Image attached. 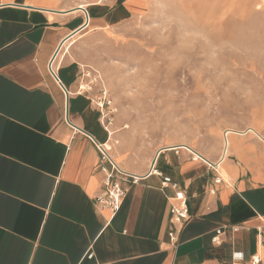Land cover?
Segmentation results:
<instances>
[{
  "label": "crops",
  "instance_id": "1",
  "mask_svg": "<svg viewBox=\"0 0 264 264\" xmlns=\"http://www.w3.org/2000/svg\"><path fill=\"white\" fill-rule=\"evenodd\" d=\"M138 3L0 0V264H232L237 251L245 264L264 257L257 237L264 180L239 172L215 183V161L195 164L165 148L152 158L188 196L191 218L177 247L168 234L174 190L148 174L151 164L136 172L119 165L125 194L116 212L98 201L112 167L99 146L111 143V130L80 91L68 54L88 27L122 22ZM110 154L117 162L113 148Z\"/></svg>",
  "mask_w": 264,
  "mask_h": 264
},
{
  "label": "clouds",
  "instance_id": "2",
  "mask_svg": "<svg viewBox=\"0 0 264 264\" xmlns=\"http://www.w3.org/2000/svg\"><path fill=\"white\" fill-rule=\"evenodd\" d=\"M71 43L106 107L113 152L140 171L161 148L200 164L244 146L264 158V0H139Z\"/></svg>",
  "mask_w": 264,
  "mask_h": 264
},
{
  "label": "built area",
  "instance_id": "3",
  "mask_svg": "<svg viewBox=\"0 0 264 264\" xmlns=\"http://www.w3.org/2000/svg\"><path fill=\"white\" fill-rule=\"evenodd\" d=\"M53 62V60H52ZM50 62L49 69L53 74L55 73V67L53 63ZM79 89L81 92H87V87L85 83H80ZM106 144L102 147L99 146L101 153H102V159L108 160L111 164V169L106 171V178H105V191L101 196L98 197V201L100 204L108 205L110 206L115 212L120 208L124 194H125V187L122 184L123 178L120 176L122 173V170L119 166V164L116 162L115 159L112 158L111 154L109 153L108 149L105 148ZM152 165V163H151ZM212 168H214L215 172L217 173L215 177V183H221L223 179V176L219 172L217 168H215L213 165H211ZM148 174H156L162 178L161 184L163 188H172L174 190L173 195L170 197L172 199L171 201V214H170V223L171 227L168 231L170 241L172 243L173 247H177L178 240H179V234L181 230L184 228L185 224L190 220L191 218V212L189 207V200L187 193L184 189H182L179 185V183L176 180H173L170 176L164 175L161 171H159L155 166L154 163L151 167V170L148 172ZM213 193L216 192V189L211 190ZM234 230H238L239 226H233ZM257 237L258 242L261 245H264V221L263 224L257 227ZM214 241L220 243L221 238L220 234L216 235L213 238ZM87 256L89 258H93L94 253L92 251L88 252ZM234 260L232 264H245L243 262V254L242 252H235L233 256ZM251 264H264V257L259 256V254H254L250 258Z\"/></svg>",
  "mask_w": 264,
  "mask_h": 264
},
{
  "label": "rangeland",
  "instance_id": "4",
  "mask_svg": "<svg viewBox=\"0 0 264 264\" xmlns=\"http://www.w3.org/2000/svg\"><path fill=\"white\" fill-rule=\"evenodd\" d=\"M63 1L66 3H74L79 0H63ZM83 1H87V0H83ZM91 29H93L92 26L88 27L85 30V33L90 31ZM80 83H85L81 77H80ZM86 87L88 93L92 96L96 105L99 107L100 112L102 114V119L106 124V126L108 127V121L104 116V112L101 110L103 107H106V104L104 103V101H98L96 99L93 92L90 91V87H91L90 85L86 84ZM109 130L111 129L109 128ZM112 140L113 138L111 139V143H110L111 145H112ZM222 158L223 156L218 160H216L214 166H216V164L220 162L219 172L221 173V175H224V177H226L227 179L237 177L239 172H243L244 176L248 178L264 180V158L254 157L253 154L250 151H248L246 147L239 146L236 148H230L226 156L223 159Z\"/></svg>",
  "mask_w": 264,
  "mask_h": 264
},
{
  "label": "bare ground",
  "instance_id": "5",
  "mask_svg": "<svg viewBox=\"0 0 264 264\" xmlns=\"http://www.w3.org/2000/svg\"><path fill=\"white\" fill-rule=\"evenodd\" d=\"M111 137L113 138V133L111 132ZM111 138V139H112ZM106 149H108V151H109V153H110V151H111V149H112V145L108 142V144L106 143V147H105ZM228 151H229V149L227 150V151H225V153L223 154V158L226 156V154L228 153ZM222 158V159H223ZM219 164H220V162L219 163H217L216 164V166H215V168H217L218 170H219ZM221 167V166H220ZM226 178V177H225ZM260 256V255H259Z\"/></svg>",
  "mask_w": 264,
  "mask_h": 264
},
{
  "label": "water",
  "instance_id": "6",
  "mask_svg": "<svg viewBox=\"0 0 264 264\" xmlns=\"http://www.w3.org/2000/svg\"><path fill=\"white\" fill-rule=\"evenodd\" d=\"M155 162V160L153 161V163Z\"/></svg>",
  "mask_w": 264,
  "mask_h": 264
}]
</instances>
